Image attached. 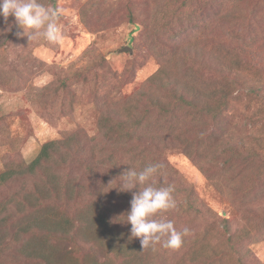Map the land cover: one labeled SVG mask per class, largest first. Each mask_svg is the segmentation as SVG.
I'll list each match as a JSON object with an SVG mask.
<instances>
[{
	"label": "rangeland",
	"instance_id": "374dc122",
	"mask_svg": "<svg viewBox=\"0 0 264 264\" xmlns=\"http://www.w3.org/2000/svg\"><path fill=\"white\" fill-rule=\"evenodd\" d=\"M39 2L64 10L57 22L64 39L59 43L29 40L15 35L19 30L15 26L0 34V173L28 164L46 141L67 134L79 136L86 149L104 151V145L111 144L101 136V113L109 112L116 120L122 117L123 107L134 101L137 117L144 109L149 113L146 129H140L134 141L149 152L164 146L156 156L168 176L157 174L155 184L172 186L177 204L156 219L171 220L177 230L188 228L192 237L209 223L215 248L213 254L208 251L207 260H190L186 247L171 250L157 244L155 261L228 264L229 259L214 263L223 255L217 248L222 239L218 227L226 219L229 235L235 234L243 254L241 263L234 256L231 263L264 264V0ZM5 27L0 18V30ZM166 59L169 63L160 78L164 81L146 86ZM148 96L160 98L159 109L149 108ZM173 107L178 121L171 117ZM169 126L172 130L166 129ZM166 131H170L167 137ZM187 142L192 144L190 154L181 146ZM110 150L117 152L113 146ZM97 155L91 159L93 164ZM116 155L123 160L119 152ZM87 161L62 167L75 183L85 186L80 197L51 203L72 220L81 206L94 200L90 191L97 190L98 179L107 170L94 164L92 177ZM38 182L39 177L0 185V220L6 218L1 228L7 229L4 235L0 232V264H37L19 252L13 223L18 201L26 203ZM114 187L108 179L102 197L105 203L119 204L113 205L115 212L121 211L114 223L131 228L122 210H130L132 194L127 192L128 200ZM58 190L65 192L63 187ZM187 190L201 208L196 220L178 210ZM73 223L77 225L76 220ZM248 229L252 241L241 239ZM63 238L51 236L46 242L58 247L67 264H85L86 254L104 259L99 248L80 235Z\"/></svg>",
	"mask_w": 264,
	"mask_h": 264
},
{
	"label": "trees",
	"instance_id": "16d2710c",
	"mask_svg": "<svg viewBox=\"0 0 264 264\" xmlns=\"http://www.w3.org/2000/svg\"><path fill=\"white\" fill-rule=\"evenodd\" d=\"M164 62L155 73L148 77L146 86H151L155 81H164L160 80V78L166 71L165 68H167L169 61L166 59ZM148 99L150 100L149 108L154 107L159 109L161 100L158 96H148ZM196 100L195 102L197 103L198 101ZM186 104L188 106L192 104L193 106L191 107L198 108V105L192 102ZM136 108L137 106L134 101L127 103L123 107L124 112L122 113V117H115L116 120H114V116H111L109 112L101 113L98 122L99 129L102 133L101 136L106 142L111 144L104 145V151L101 150L102 152L97 149L94 150L93 148L86 149V145L80 140L79 136L67 134L63 138L46 141L41 146L39 153L28 164H19L14 169H7L0 173V185L15 179H36L39 177V182L35 183L34 194L27 197L30 200L26 199L28 203L18 201V208L16 210L12 206L15 210V221L13 223V232H15V235L13 237L20 241L17 242L20 253H25L26 257L37 260V264H67L63 260L64 255H60L58 252V247H52L53 245L46 241L51 236L62 240L64 236H69L74 233L80 235V238L85 242L92 243L98 247L99 253L104 257L103 260H99L96 257L86 254L84 256L85 264H159L155 261L159 250L158 245L155 246L154 250H143L139 239L131 237L128 225L119 227L114 223L115 220L120 218L119 213L121 211L115 212L114 209V206L116 208L119 204L114 203L113 206L110 203H105L102 197L104 193L102 189L106 187L108 179L114 181L117 187L121 183V173L128 167L135 168V166H138V171H140L150 164H159L161 168L158 172V178H160L161 174L168 176V172L164 168V163L160 161V156L158 157V161L156 156L164 146H154L153 150L155 151L149 152L147 150L148 147L138 145L134 141L138 137L136 135L137 132L140 129H146L144 120L149 114L145 112L147 109H144L143 114L137 117L135 114ZM196 110L198 113L201 112L199 108ZM160 113H163V111H160ZM170 113L173 114L171 116L173 120L175 118L177 121L180 119L177 113H174V107ZM129 114H132L131 118ZM172 126L166 129L172 130ZM169 132H164L166 133V137L169 135ZM180 137L181 134L178 138ZM112 146L117 148L116 153L119 152L123 160L110 150ZM181 146H184L182 149L185 154H190L189 149L191 150L190 146H192L190 142L185 144L181 143ZM124 147L127 148L124 150ZM96 155L99 158L94 164L100 167L106 166L107 170L104 175L99 177L97 190L93 191L94 189H92L90 191V194H94V200L91 203L81 206L72 220L63 214L64 211L51 203H56L55 201L58 200H73L80 197L82 188L85 186L75 183L69 175H66L62 171V167H68L71 162H77L80 159L86 160L88 158L89 161L85 162V166L93 177L95 167L91 159ZM165 178L168 180L167 177ZM159 185L160 183L154 184L155 187H160ZM21 186L23 185L21 184ZM59 187H63L65 192H59ZM122 194L128 196L127 192H123ZM129 198L130 196H128V200H130ZM124 199H127V197ZM197 203V199L192 191L187 190L182 195V202L178 206V210L184 216L195 218L194 220H196L201 214L199 211L201 208ZM5 208L7 207H3L1 210H5ZM122 211L125 218L127 212L125 210ZM75 220L77 222L76 226L73 223ZM5 221L6 218L4 216L0 220V232L3 235L5 234L6 228H1V226ZM208 225L209 223L203 229L194 233L193 237L192 235L184 237L183 244L180 248H187V257L190 260H195V258L209 259L210 254L208 251L210 249L213 250L212 254L214 253L215 248L210 243L213 239ZM228 225V220L223 219L222 227L217 226L219 238L222 239L221 241L218 240V246H216L222 250L223 255L222 258L216 259L214 263L217 261L220 263L222 261L225 262L229 259L228 264H232L230 261V257L232 256L236 257L239 263L242 262V250L237 245V241L234 240L235 234L232 233V237L229 235L230 228ZM8 230L12 231V228ZM182 230L178 229L177 231ZM41 231H44L45 234L40 233ZM243 234L241 237L242 240L252 241L255 239L249 236V229L248 232H243ZM22 235H26V238L22 239Z\"/></svg>",
	"mask_w": 264,
	"mask_h": 264
},
{
	"label": "clouds",
	"instance_id": "9594fccd",
	"mask_svg": "<svg viewBox=\"0 0 264 264\" xmlns=\"http://www.w3.org/2000/svg\"><path fill=\"white\" fill-rule=\"evenodd\" d=\"M63 13L62 8L46 7L39 0H0V18L6 24L0 34L11 31L15 26L19 29L15 33L18 37L62 42L63 32L57 22ZM10 16L14 18L12 22H9ZM160 168L159 164H150L140 171L128 167L120 175L121 183L114 187L118 193L132 194L125 222L131 225L130 235L139 239L143 250H154L157 244L177 250L182 246L184 237L189 235L188 228L177 231L171 220L156 219L158 215L177 207L172 186H154V178ZM141 185L142 190L132 191Z\"/></svg>",
	"mask_w": 264,
	"mask_h": 264
}]
</instances>
